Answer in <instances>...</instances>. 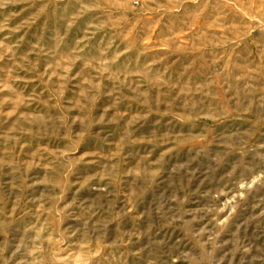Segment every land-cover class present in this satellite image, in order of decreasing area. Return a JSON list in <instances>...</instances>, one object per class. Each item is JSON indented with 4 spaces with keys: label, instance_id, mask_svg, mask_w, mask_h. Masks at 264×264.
Wrapping results in <instances>:
<instances>
[{
    "label": "rangeland",
    "instance_id": "rangeland-1",
    "mask_svg": "<svg viewBox=\"0 0 264 264\" xmlns=\"http://www.w3.org/2000/svg\"><path fill=\"white\" fill-rule=\"evenodd\" d=\"M0 264H264V0H0Z\"/></svg>",
    "mask_w": 264,
    "mask_h": 264
}]
</instances>
